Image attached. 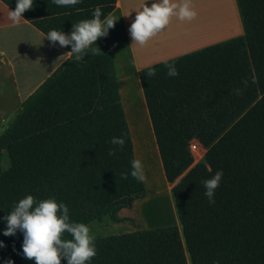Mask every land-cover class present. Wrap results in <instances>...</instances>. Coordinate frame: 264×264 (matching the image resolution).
Returning a JSON list of instances; mask_svg holds the SVG:
<instances>
[{"label": "trees", "instance_id": "16d2710c", "mask_svg": "<svg viewBox=\"0 0 264 264\" xmlns=\"http://www.w3.org/2000/svg\"><path fill=\"white\" fill-rule=\"evenodd\" d=\"M0 1L14 10L15 0ZM115 3L34 0L21 16L40 33L58 29L68 35L95 7L103 19ZM235 3L242 35L138 72L181 231L168 225L94 237L97 251L88 264H264V0ZM52 42L69 57L0 132V217L31 194L63 201L70 220L119 224L118 212L144 199L146 189L129 174L133 147L107 37L93 42L99 51L89 48L80 61L71 45ZM166 62L175 63L178 75H167ZM149 68L154 75H147ZM120 136L122 148L110 143ZM191 139L206 148L195 165ZM109 149H115L112 155ZM218 169L223 177L209 203L202 181ZM5 226L0 221V229ZM22 239L19 230L0 235V262L34 264L18 254Z\"/></svg>", "mask_w": 264, "mask_h": 264}, {"label": "crops", "instance_id": "0c3cea01", "mask_svg": "<svg viewBox=\"0 0 264 264\" xmlns=\"http://www.w3.org/2000/svg\"><path fill=\"white\" fill-rule=\"evenodd\" d=\"M151 2L153 0H116L111 14L117 20L108 30L106 37L119 80L120 100H122V88L125 81L135 80L142 100L145 121L148 125L145 139L149 137L157 151L138 72L145 67L212 45L213 23L224 24V26H220V31H223V28L224 31H227L231 26H236L237 32L230 34L231 38L242 35L243 30L240 29L239 24L237 25L239 16L235 0H188L196 12L194 18L181 20L176 15L171 16L164 29L140 45L132 41L129 26L136 11L140 10L144 3H148L150 6ZM170 2L179 4L183 0H170ZM8 10L11 9L8 8ZM224 35H228L227 32ZM69 55V52H65L58 45L49 41L47 37L42 36L27 21L20 20L13 24L8 18L6 5L0 1L1 128L13 118L15 111L24 99L35 91ZM122 107L135 159L133 130L139 131V124H137L136 118L130 117L124 104ZM136 139V141L142 142V130L139 131Z\"/></svg>", "mask_w": 264, "mask_h": 264}, {"label": "clouds", "instance_id": "9594fccd", "mask_svg": "<svg viewBox=\"0 0 264 264\" xmlns=\"http://www.w3.org/2000/svg\"><path fill=\"white\" fill-rule=\"evenodd\" d=\"M57 4L78 3L79 0H55ZM34 0H15L14 10H8V18L13 24L24 20L23 12L33 7ZM176 15L181 20H191L196 12L190 6L188 0L182 3L170 2V0H153L150 6L144 3L140 10L136 11L133 21L129 26V33L133 42L143 45L149 38L160 32L169 23L170 17ZM99 6L95 7L91 18L82 19L73 24V30L65 35L58 29H50L41 35L47 36L49 41L59 42L61 46L71 45V53L77 61H80L85 51L91 48L92 52L99 51L93 46L99 37L107 35L108 30L113 27L117 18L111 13L104 16ZM35 27V26H33ZM39 31V29H37ZM167 75L174 77L178 75L175 63H167ZM155 68H149L147 75H154ZM243 83H247L244 81ZM236 94L240 89H234ZM111 144L123 147L125 139L123 136L112 137ZM115 149H109V155ZM130 175L138 181L145 179L144 165L138 158L130 161ZM125 176L124 173H121ZM223 177V170L218 169L211 177L202 181L205 188L204 195L209 203L214 202L215 189L219 186ZM0 221L6 226L0 229V235H15L19 230L23 239L21 253L23 257L33 260L34 264H61V259L66 264H88L90 259L96 255L94 237L90 234L87 224L70 220L69 209L63 201H57L54 197L38 199L31 194H26L19 199L6 216L0 217ZM67 232L71 239H62V233ZM4 242L0 241V248ZM0 264H14L11 258ZM218 264V261H213Z\"/></svg>", "mask_w": 264, "mask_h": 264}, {"label": "rangeland", "instance_id": "374dc122", "mask_svg": "<svg viewBox=\"0 0 264 264\" xmlns=\"http://www.w3.org/2000/svg\"><path fill=\"white\" fill-rule=\"evenodd\" d=\"M238 21L237 25L239 24L240 29H242L240 18ZM234 23L236 24V20ZM221 25L224 26L223 23H213V44L227 40L232 37L230 34L237 32L236 26H231L227 31H224L222 27L223 31H220ZM226 32L228 35H224ZM121 98L122 106L123 104L125 105L127 113H129L132 119L133 117L136 118L139 129L142 130V142L136 141L137 134H139L140 130H133V135L135 138V158L140 159L144 165L145 179L143 182L145 184L146 195L144 199L136 202L131 209H122L118 212L119 217L123 219L119 224H111L106 221L98 222L95 220L88 222L87 225L90 229V234L93 237H105L131 232L140 228L162 227L167 224L175 225L181 231L180 226H178L174 207H172L173 202L170 190H168L169 185L164 178L156 148L153 147L149 137L145 139L148 133V125L145 121V114L141 105L142 100L138 93L137 82L135 80L130 79L128 82L125 81ZM1 129L0 127V132L2 131ZM1 166L3 169L8 166V160L5 154H3ZM170 185L172 188L173 184Z\"/></svg>", "mask_w": 264, "mask_h": 264}, {"label": "built area", "instance_id": "2783aa9c", "mask_svg": "<svg viewBox=\"0 0 264 264\" xmlns=\"http://www.w3.org/2000/svg\"><path fill=\"white\" fill-rule=\"evenodd\" d=\"M188 152L192 157V165H195L203 160L206 148L197 139H191L188 143Z\"/></svg>", "mask_w": 264, "mask_h": 264}, {"label": "bare ground", "instance_id": "6f19581e", "mask_svg": "<svg viewBox=\"0 0 264 264\" xmlns=\"http://www.w3.org/2000/svg\"><path fill=\"white\" fill-rule=\"evenodd\" d=\"M137 97H138V96H137ZM131 103H132V102H131ZM141 117H142V116H141ZM137 144H138V143H137ZM168 187H169V186H168ZM168 187H167V188H168ZM168 190H170V187H169V189H168ZM172 207H173V206H172Z\"/></svg>", "mask_w": 264, "mask_h": 264}]
</instances>
